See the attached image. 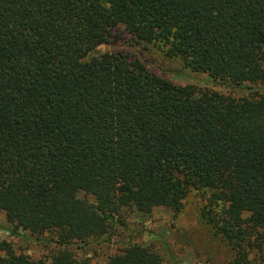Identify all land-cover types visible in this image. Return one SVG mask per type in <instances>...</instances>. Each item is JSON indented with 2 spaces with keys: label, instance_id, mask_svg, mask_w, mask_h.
Segmentation results:
<instances>
[{
  "label": "trees",
  "instance_id": "obj_1",
  "mask_svg": "<svg viewBox=\"0 0 264 264\" xmlns=\"http://www.w3.org/2000/svg\"><path fill=\"white\" fill-rule=\"evenodd\" d=\"M119 26L213 79L264 81V0H0V212L55 246L34 260L0 240V264H90L71 246L127 208L178 213L192 189L210 193L203 216L232 245L228 264H253L264 93L176 85L134 55L97 52ZM106 264L163 260L135 244Z\"/></svg>",
  "mask_w": 264,
  "mask_h": 264
},
{
  "label": "rangeland",
  "instance_id": "obj_2",
  "mask_svg": "<svg viewBox=\"0 0 264 264\" xmlns=\"http://www.w3.org/2000/svg\"><path fill=\"white\" fill-rule=\"evenodd\" d=\"M111 39L110 46H99L97 52L110 49L134 55L149 72L176 85L211 89L237 98L264 93V81L219 80L207 73L192 71L184 66L180 58L168 57L162 45L137 42L123 26L112 31ZM209 194L203 189H192L178 213L164 207L155 208L149 215L135 209H124L121 217L115 218L106 236L91 239L86 244L72 245L71 251L77 260L106 264L111 255L126 246L140 244L152 248L163 264H228L235 252L232 245L203 216V212L209 209ZM79 195L83 197L82 193ZM213 210L218 212L215 206ZM262 236L264 238V231ZM0 240L9 242L17 254H26L34 260H46L55 247L48 243V234L36 238L28 231L15 229L3 212H0ZM259 241L262 242L261 252L255 247L250 249L249 257L253 264H264V240L261 237Z\"/></svg>",
  "mask_w": 264,
  "mask_h": 264
}]
</instances>
